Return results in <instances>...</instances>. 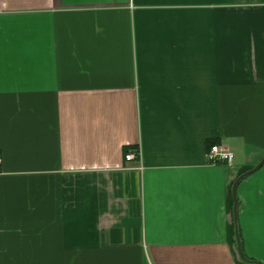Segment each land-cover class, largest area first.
Instances as JSON below:
<instances>
[{
	"label": "crops",
	"instance_id": "1",
	"mask_svg": "<svg viewBox=\"0 0 264 264\" xmlns=\"http://www.w3.org/2000/svg\"><path fill=\"white\" fill-rule=\"evenodd\" d=\"M262 157L264 0H0V264H244Z\"/></svg>",
	"mask_w": 264,
	"mask_h": 264
},
{
	"label": "built area",
	"instance_id": "2",
	"mask_svg": "<svg viewBox=\"0 0 264 264\" xmlns=\"http://www.w3.org/2000/svg\"><path fill=\"white\" fill-rule=\"evenodd\" d=\"M206 159L212 164L223 163L231 165L234 159L233 152L224 144L215 143L210 145L205 153ZM124 159L130 161L133 159H138L140 161L139 150L127 151L124 154ZM1 161V158H0Z\"/></svg>",
	"mask_w": 264,
	"mask_h": 264
},
{
	"label": "water",
	"instance_id": "3",
	"mask_svg": "<svg viewBox=\"0 0 264 264\" xmlns=\"http://www.w3.org/2000/svg\"><path fill=\"white\" fill-rule=\"evenodd\" d=\"M263 163H264V157H262L253 167H251L250 169H248V170L242 172L241 174H239L237 176V178L234 180V182L232 184V188H231V194H232V198H233L232 212H233V219H234V224H235V235H236V241H237V252L239 254V257H240L241 261L245 262V263H248V264L256 263V261L246 258L243 255L242 250H241V244H240V240H239V234H238L237 223H236V219H237V217H236L237 216L236 188H237L238 184L240 183V181L242 179H244L245 177H247L251 173L255 172Z\"/></svg>",
	"mask_w": 264,
	"mask_h": 264
},
{
	"label": "trees",
	"instance_id": "4",
	"mask_svg": "<svg viewBox=\"0 0 264 264\" xmlns=\"http://www.w3.org/2000/svg\"><path fill=\"white\" fill-rule=\"evenodd\" d=\"M236 199H237V210H238V207H239V200H238V198L236 197ZM238 234H239V240H240V243H241V237H240V231L238 230ZM244 264H248V263H245V262H243ZM253 264H259L258 262H256V263H253Z\"/></svg>",
	"mask_w": 264,
	"mask_h": 264
}]
</instances>
